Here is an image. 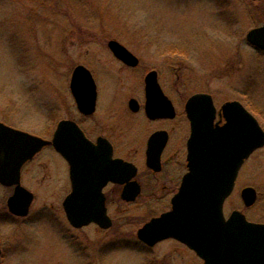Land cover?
<instances>
[{"label":"rangeland","instance_id":"1","mask_svg":"<svg viewBox=\"0 0 264 264\" xmlns=\"http://www.w3.org/2000/svg\"><path fill=\"white\" fill-rule=\"evenodd\" d=\"M263 22L264 0H0V121L46 138L71 100L74 67L118 70L108 48L117 40L140 59L142 80L158 70L180 104L208 92L220 104L240 100L264 125V53L246 40ZM126 78L133 76L113 82ZM47 160L44 152L31 167L36 197L27 218L4 213L11 190L0 184L2 264L203 263L177 242L148 248L138 239V230L169 206L161 200L112 199L110 229H73Z\"/></svg>","mask_w":264,"mask_h":264},{"label":"water","instance_id":"2","mask_svg":"<svg viewBox=\"0 0 264 264\" xmlns=\"http://www.w3.org/2000/svg\"><path fill=\"white\" fill-rule=\"evenodd\" d=\"M261 1V0H253ZM247 42L264 51V24L250 30ZM108 47L124 63L136 66L139 59L117 40H110ZM71 92L79 107L94 105L96 85L90 71L78 65L72 75ZM147 112L157 114L161 100H167L156 79V72L146 77ZM169 102V101H168ZM192 122L188 142V173L184 176L180 192L172 199V209L151 219L138 230V239L154 247L169 238L176 239L194 250L202 264H264V225L249 222L239 213L226 220L223 203L231 193L236 176L243 162L258 148L264 147V130L257 119L238 101L223 105L227 120L221 128L210 125L214 107L210 94L197 93L190 97L186 107ZM60 122L54 136L56 149L70 161L85 159L83 150L72 155L65 146L66 126ZM50 142L0 121V184L15 185L8 198L10 212L27 216L33 203V194L19 182L21 166L33 159ZM92 157L93 151H92ZM126 164L117 162V165ZM73 192L63 203L69 223L82 228L95 223L109 229L113 222L107 214L105 198L82 196L77 178L72 175ZM113 181L120 182L118 177ZM254 190L244 191L246 203H254ZM139 189L125 188L123 200H136ZM0 264L1 243H0Z\"/></svg>","mask_w":264,"mask_h":264},{"label":"flooded vegetation","instance_id":"3","mask_svg":"<svg viewBox=\"0 0 264 264\" xmlns=\"http://www.w3.org/2000/svg\"><path fill=\"white\" fill-rule=\"evenodd\" d=\"M113 56L119 61V72L112 69L111 66L92 70L86 65L80 64L90 71L96 85L95 102L91 108L89 106L80 108L76 102L70 85L73 71L78 65L72 70L69 81L71 100L64 104L62 118L57 121L54 128L51 127L47 137L44 138L50 143L33 159L25 162L19 170L20 185L33 194V203L36 196L29 184V177L32 175L31 167L36 162V158L46 152L48 157L45 162L47 175L50 179L55 180L56 185L61 183V191L56 187L54 191L63 196V210L64 200L73 192L72 175L74 174L82 196L100 197L102 195L105 198L107 214L112 222L114 219L111 213V200L116 198L123 200L125 188L139 189V193L135 201L123 200L124 202L135 203L139 199H157L169 203V206L155 217L170 211L172 199L180 192L184 176L189 171L187 155L188 142L192 134V122L186 107L190 97L197 93H207L212 96L216 110L211 113L214 117L208 122L213 128H221L227 123L225 112L222 110L223 105L231 101H238L257 119L264 130L260 116L248 109L240 100H227L220 104L213 94L196 92L180 104L173 95V93L178 95V91L172 89V93L166 88L160 79L158 70L147 71L142 80L141 63L138 57L139 63L136 66H131L118 59L114 54ZM151 72H156L157 82L167 99L161 100V109L157 114L147 112L146 77ZM122 73L126 76L132 75L133 79L126 78L125 83L115 84L113 77L121 76ZM131 80L134 82H130ZM64 121L68 122L64 138L66 149L71 150L68 152L74 156H77L79 150H83L85 159L70 161L56 149L53 143L54 136L59 123ZM262 154H264V147L254 150L240 167L234 187L223 203L222 211L226 220L233 213L239 212L249 222L264 225V171L258 170L262 162ZM117 162H124L127 165H117ZM113 177H118L122 183L113 181ZM2 186L11 190L8 198L14 194L15 185ZM248 188L253 189L255 195L254 203L251 205L246 203L244 197V191ZM31 208L32 205L28 215L24 217L10 212L8 206L4 213L11 220L16 221L27 218ZM253 211L255 214L251 216L250 212ZM90 225H96L102 229L95 223ZM71 227L75 230L85 228H75L72 225ZM167 241L177 242L188 249L190 253L198 256L194 250L173 238L158 244ZM0 243L1 260L3 261L4 251L1 238ZM145 246L151 248L146 244Z\"/></svg>","mask_w":264,"mask_h":264}]
</instances>
